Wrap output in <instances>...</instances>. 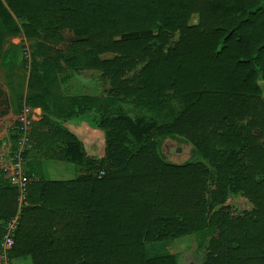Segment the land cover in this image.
<instances>
[{"label": "trees", "instance_id": "1", "mask_svg": "<svg viewBox=\"0 0 264 264\" xmlns=\"http://www.w3.org/2000/svg\"><path fill=\"white\" fill-rule=\"evenodd\" d=\"M1 13L24 19V35L38 40L27 82L42 99L34 105L49 108L53 84L42 68L56 76L62 61L79 67L78 55L55 45L63 30L84 50L81 67L109 83L106 95L73 94L61 107L67 116L99 112L103 156L88 154L62 122L46 121L44 139L65 144L58 158L81 172L31 179L21 204L0 169V243L4 221L18 215L11 259L177 264L175 252L149 254L147 244L192 233L200 246L218 229L200 264H264V0H0ZM166 136L191 142L198 158L169 160ZM47 148L45 157H57ZM238 192L250 208L211 211Z\"/></svg>", "mask_w": 264, "mask_h": 264}, {"label": "rangeland", "instance_id": "2", "mask_svg": "<svg viewBox=\"0 0 264 264\" xmlns=\"http://www.w3.org/2000/svg\"><path fill=\"white\" fill-rule=\"evenodd\" d=\"M0 15H2V17L0 16V142L2 139L6 138L7 135H10L12 141L10 146L8 145V147L0 148V153L2 156H7L8 154L14 157V160L17 161L19 160V158H17L16 156L24 158V155L26 154L25 151H27L28 149H34L36 153L34 155L35 160H30L32 162L34 161L35 164L32 166V168L34 167L33 169L37 170V172L41 171L40 173L42 174V176L51 178L57 172L67 177L77 175L81 172V170L76 164L68 162L65 159H45L47 157H45L44 153H48L47 147L53 149V153L55 156H57V158L63 157L62 155H65L66 152L65 144H57L55 148L53 144L44 139L43 133H47L45 122L54 120H56L57 122H62V120L67 119L69 116L63 113L64 110L61 109V107H63L64 104L68 101L67 97L73 94H78L77 92L81 91L80 89H76V91L62 92L61 89L63 83L70 81L69 83H72L74 86L76 85V87L79 88L78 85L82 82L83 79L81 74L95 75L98 78V85L93 84V88L97 89V92L93 95L96 96L106 95L108 92L107 90L109 88V83L102 78L100 70L94 69L93 72H89L90 69L81 67L82 58L84 56L81 53L84 50L76 49L72 44L71 41L74 37V34L71 30H63L62 40L55 45L57 47H60L65 55H78L79 67L73 68L71 66H67L66 63L62 61L60 67H58V69L56 70V76L54 67L49 66L46 69L42 68L41 74L44 77L45 85L48 87L49 85L53 84L51 95H48V98H46L47 96H44L45 102L46 99H48L49 108H42V106L40 105H34L33 101L41 103L42 99H38L37 97H35V95L33 94L34 92L28 89L27 82L31 68L32 53L35 52L40 59V48L37 45L38 40L28 38L24 35L21 28V22L24 19L17 18L13 14L12 16H10V14H8V16L3 15L2 13ZM197 18V14L193 13L189 21L191 23L196 22ZM14 26L19 30L13 33L11 31ZM111 55L112 53L103 54V56ZM55 80L57 81V83H54ZM100 80L102 81L101 84ZM261 80L260 84L262 93L264 95V80ZM128 110L131 115L135 113L133 109ZM85 113H88L93 117L92 120L94 122H92L95 124V122L99 118V112L94 109H90ZM97 127L100 128L99 126ZM19 136H23V143H21L20 146L17 143V139ZM161 148L165 156L169 160L177 161L179 163L184 162L188 159L198 158L193 144L180 136H166L162 140ZM102 149L103 156L104 147H102ZM199 158L202 159L200 156ZM25 163L27 164L26 160L24 161V164ZM65 163H69L72 169H67L64 166L66 165ZM4 165L5 164L0 162V169H4L2 168ZM15 167L16 165L13 168L5 169L7 170V172H10L8 173V175L4 174V177L8 182L10 180L9 176L12 174L11 172L15 170ZM18 168L22 169V167H17L16 169ZM26 172L31 179L29 170H26ZM29 177L26 188L20 193V196H23L21 204L24 203V200H26L29 192ZM209 185L211 189L214 188V178L210 179ZM251 206L252 203L249 201V199L238 192L230 193L226 197L223 205L216 204L211 208V211H213L214 209H221V207H223V209L230 212L241 213ZM217 232L218 229H214L213 231L208 233L203 239V242L200 246L197 245L195 236L191 233L181 237H177L175 240H172L170 244L163 245L164 247H161L159 245L156 247H151L150 245L148 248V250L150 251L148 252L149 254H155L159 251L165 250H169L172 252L176 251L177 264H200L208 249V243L210 239H217ZM0 259V264H8L7 260L9 261V259L10 264H14L10 256L8 259L1 255Z\"/></svg>", "mask_w": 264, "mask_h": 264}, {"label": "crops", "instance_id": "3", "mask_svg": "<svg viewBox=\"0 0 264 264\" xmlns=\"http://www.w3.org/2000/svg\"><path fill=\"white\" fill-rule=\"evenodd\" d=\"M0 16L2 17V15H0ZM91 71L93 72L94 69L89 70V72H91ZM81 76L83 79H82V82L78 85L79 88H77L76 85L74 86L72 83H69L70 81L69 82L67 81L68 83L67 82L63 83L61 91L62 92L76 91V89H80L81 91L77 92L78 94H91V95L95 94L97 92V89L93 88V84L98 85L97 76H95V75H82V74H81ZM260 80L261 79H259V84H260ZM262 80H264V79H262ZM101 83H102V81L100 80V84ZM92 119H93V117L90 114L85 113V114H80V115H75V116H69L67 119L62 120V123L68 129H70L72 132H74L83 141L85 150L88 153L93 154L96 157H100V156H102V151H103L102 147H104V131L102 130V128H98L93 123L94 121ZM20 137L21 136H19L17 139L18 144H19ZM11 143H12L11 137H10V135H7L6 138L1 140V142H0L1 147L0 148L8 147V145L10 146ZM172 158H174V157H172ZM45 159H50V158H45ZM51 159L62 160V159H59L57 157L51 158ZM25 160H26L27 164L26 163L24 164ZM30 160H35V156H28V157L26 156L24 158H20V160H18V161H15L14 157H12L8 154H7V156H2L0 153V162L5 164L2 167V168H4V170L8 169V168H13L15 165L17 166V164H18L19 167H22V170L24 171V173H26L27 177H29V176H28L26 170H29L31 179L34 178V176H35V178H37L38 176L42 175L40 173L41 171L37 172V170L33 169L34 167L32 168V166L35 164H34V161L32 162ZM173 162H177V161H173ZM65 164L66 165H64V166L67 169H72L71 166L69 165V163L68 164L65 163ZM6 172H7V170H5V173H4L5 175L6 174L8 175V173H10L9 171L7 173ZM74 176L75 175H73L71 177H74ZM46 178H49V177H46ZM66 178H70V177L64 176L63 174L58 173V172L51 177V179H66ZM29 179H30V177H29ZM9 182L11 183L10 180H9ZM19 200L22 203L21 199H19ZM24 203H26V200H24ZM4 222H5L4 223L5 232L7 231L8 226H14L16 228L17 222H18V215L11 217ZM179 237H181V236H179ZM176 238H173L172 240H175ZM172 240H170L168 242L154 241V242L148 243L147 246H150V245H151V247L152 246L156 247L158 245L163 246V245L170 244ZM9 250H10V247L8 245H6L5 243H3V241H1V243H0V257H1V255H3V257L9 259ZM175 253H176V251H175ZM12 260H13L14 264H30L31 263V261L28 257H26V258L13 257ZM26 260H29V261H26ZM7 263L10 264V259H9V261L7 260Z\"/></svg>", "mask_w": 264, "mask_h": 264}, {"label": "built area", "instance_id": "4", "mask_svg": "<svg viewBox=\"0 0 264 264\" xmlns=\"http://www.w3.org/2000/svg\"><path fill=\"white\" fill-rule=\"evenodd\" d=\"M21 143H23V136L20 137L19 146L21 145ZM16 157L19 158V160L21 158L19 156H16ZM17 167H19L18 164L15 167V170L11 172L12 174L9 176V178H10L11 183L17 187L18 198L21 199V201H22L23 196H20V193H21V191H24V189L26 188V185L28 182V177L26 176V174L24 173V171L22 169H19V168L16 169ZM102 173H103V170L100 171V174H102ZM19 202H20V200H19ZM14 231H15L14 226H8L7 231L4 233L3 238H2L3 243L8 245L9 247H11L12 242H13Z\"/></svg>", "mask_w": 264, "mask_h": 264}]
</instances>
